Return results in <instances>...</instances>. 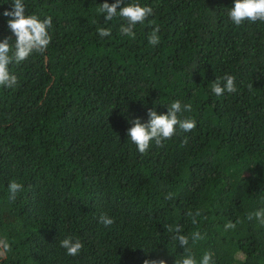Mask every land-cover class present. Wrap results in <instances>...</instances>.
<instances>
[{
  "label": "trees",
  "instance_id": "obj_1",
  "mask_svg": "<svg viewBox=\"0 0 264 264\" xmlns=\"http://www.w3.org/2000/svg\"><path fill=\"white\" fill-rule=\"evenodd\" d=\"M12 2L0 0V40L12 37ZM104 2L114 0H23L26 14L52 18L51 42L11 63L17 84L0 86V237L11 245L0 264H174L183 248L167 225L177 224L198 262L210 251L213 264H264V227L246 218L264 207V22L236 26L234 0H137L153 15L132 39L118 15L98 12ZM225 74L237 91L217 96ZM176 100L191 104L178 115L196 127L139 153L129 121ZM13 179L23 185L14 202ZM194 231L204 239L193 243ZM67 236L82 241L78 255L60 247Z\"/></svg>",
  "mask_w": 264,
  "mask_h": 264
},
{
  "label": "clouds",
  "instance_id": "obj_2",
  "mask_svg": "<svg viewBox=\"0 0 264 264\" xmlns=\"http://www.w3.org/2000/svg\"><path fill=\"white\" fill-rule=\"evenodd\" d=\"M98 12L104 15L105 21H112L118 15L124 21L120 25V34L132 39H135L137 24H144L148 17L153 15V9L150 6H141L137 0L126 5L124 0H114L112 4L104 2L99 6ZM3 15L10 17L7 20V26L14 39L5 37L0 40V86L11 88L17 84V77L10 73L9 65L26 60L34 52L43 53L46 51L51 42L48 29L52 26V18L45 17L41 20L36 14H26L23 0H13L11 10H5ZM228 16L236 26H240L245 20L253 23L256 21L264 22V0H234ZM149 24H154V21H149ZM159 30L158 25L152 28L148 35L150 45L155 46L160 42ZM97 31L100 37L110 35L108 28L101 27ZM13 40L15 43L11 44L10 41ZM197 68L194 66L192 72ZM211 91L217 96L223 95L225 92L235 93L237 91L235 77L228 74L216 77L212 82ZM182 110L191 111V104L182 105L179 100H176L167 106L166 114H157L154 109H148L146 123H142L139 118L129 121L131 127L127 129V138L136 145L141 154H145L149 150L152 142L156 146L162 147L165 140L171 139L176 134L177 127L182 132H190L196 127L194 119L190 117L180 118L178 113H181ZM187 142V137H185L181 141V146L186 145ZM7 190L8 199L14 202L17 194L23 190V185L13 179L9 182ZM164 198L166 200L174 199L173 193H167ZM187 215L191 217L193 224H197L196 218L201 215V211L197 210L195 213L189 211ZM246 218L249 221L255 219L260 226L264 227V207L249 212ZM99 223L107 227L112 225L114 220L102 213L99 216ZM224 227L226 230L235 229L236 224L229 221ZM167 230L174 233L173 239L178 241L179 246L183 248L182 258L174 260V264H213V254L210 251H206L199 262L197 261L188 247L189 236L181 234L183 231L181 225H167ZM202 239H204V235L199 231L191 233L193 243ZM59 245L66 250V254L69 256L78 255L84 247L78 237L72 236H67L59 241ZM10 251L11 245L7 238L0 237V257L6 256ZM143 264H166V261L163 258H146L143 260Z\"/></svg>",
  "mask_w": 264,
  "mask_h": 264
}]
</instances>
